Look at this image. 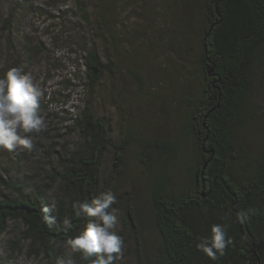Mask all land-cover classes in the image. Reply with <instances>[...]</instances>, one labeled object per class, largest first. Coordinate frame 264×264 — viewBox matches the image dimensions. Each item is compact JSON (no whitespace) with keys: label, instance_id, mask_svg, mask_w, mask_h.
<instances>
[{"label":"trees","instance_id":"16d2710c","mask_svg":"<svg viewBox=\"0 0 264 264\" xmlns=\"http://www.w3.org/2000/svg\"><path fill=\"white\" fill-rule=\"evenodd\" d=\"M77 1L84 8V0ZM93 1L97 36L106 33L111 38L112 52L109 49L104 62L95 42L82 49V92L87 98L68 127L78 142L72 150L64 148L58 167L47 173L38 171L32 177L13 175L9 169L0 172V239L10 223H19L30 254L55 264L69 251L66 240L87 223L75 216L73 203L90 202L108 191L110 179L103 177L107 153L113 152L116 171L124 165L123 152L134 145L147 180L146 199L139 201L136 190L123 192L112 208L123 212L124 227L145 264H264V100L257 85L264 72V0H192L195 13L186 22L191 21L190 30L199 38L195 57L200 85L182 99L180 142L137 137L130 131L119 144L108 120L94 108L105 76L118 74L116 59L124 56L113 26L119 24V0ZM189 47V42L179 45V53L188 54ZM130 74L143 90L138 71ZM183 140L192 150L184 160ZM179 168L183 172L176 176ZM44 207L51 209L57 226L50 228L43 221ZM65 218L72 222L67 230ZM214 224L226 226L233 241L216 260L196 248ZM74 256L77 264H91L80 253Z\"/></svg>","mask_w":264,"mask_h":264},{"label":"rangeland","instance_id":"374dc122","mask_svg":"<svg viewBox=\"0 0 264 264\" xmlns=\"http://www.w3.org/2000/svg\"><path fill=\"white\" fill-rule=\"evenodd\" d=\"M174 1L117 3L119 24L113 26L120 38L118 49H123L124 56L116 59L118 74L105 76L94 99L97 115L108 120L117 144L130 131L147 139L180 140L185 119L182 99L192 96L191 92L200 85L195 57L199 38L190 30L191 21L186 22L194 16L193 1L181 0L175 5ZM94 4L93 0H84L82 8L77 0H0V75L11 67H21L32 74L43 92L40 112L46 123L45 128L31 134L34 139L31 152L0 149L1 173L5 174L6 169L13 175L28 173L32 177L38 171L47 173L58 167V157L64 148H75L78 136L68 127L71 116L87 98L82 92V49L95 42L104 62L109 49L112 50V40L106 33L97 36ZM124 33L131 45L124 39ZM158 42L160 46L156 45ZM186 42L189 52L180 54L178 46ZM130 70H137L144 80L143 90ZM260 76L257 85L264 100L263 71ZM261 130L264 138V124ZM181 151L182 160L189 159L191 144L183 140ZM138 154L139 150L130 145L123 152V167L116 171L112 169L113 152L105 157L103 177L110 179L108 189L117 199L123 192L135 190L139 201L146 199L147 180ZM182 172L179 168L176 176ZM115 214L118 223L113 231L124 239L122 259L115 262L145 264V257L136 255V245L124 227L123 212L117 210ZM21 231L19 223H10L8 233L0 239V264H45L41 257L30 254L29 245L21 240Z\"/></svg>","mask_w":264,"mask_h":264},{"label":"clouds","instance_id":"9594fccd","mask_svg":"<svg viewBox=\"0 0 264 264\" xmlns=\"http://www.w3.org/2000/svg\"><path fill=\"white\" fill-rule=\"evenodd\" d=\"M42 95L40 84L21 67H11L0 75V149L9 152L33 150L31 134L46 127L40 112ZM116 200V194L108 190L100 192L90 202L77 200L73 203L75 216L85 218L87 223L77 235L66 240L69 251L57 257L55 264H77L75 253H80L84 260H91V264H114L122 259L124 239L113 231L118 223L117 210L112 208ZM248 212L254 214L255 210ZM42 213L43 221L50 228L58 225L49 207H44ZM246 215L239 219L243 221ZM62 225L67 230L72 222L65 218ZM232 243L226 226L214 224L210 235L201 238L196 248L216 260Z\"/></svg>","mask_w":264,"mask_h":264}]
</instances>
